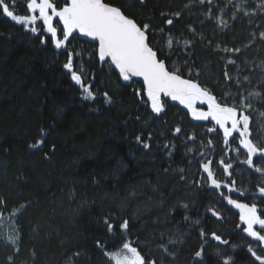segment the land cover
Here are the masks:
<instances>
[{"label": "trees", "instance_id": "1", "mask_svg": "<svg viewBox=\"0 0 264 264\" xmlns=\"http://www.w3.org/2000/svg\"><path fill=\"white\" fill-rule=\"evenodd\" d=\"M105 2L120 7L138 21L164 28L165 33L171 31L176 38L191 39L188 26L195 27L204 40L196 38L191 66L200 71V83L217 97L225 89L236 92L232 82L225 83L223 71L229 53L220 49H242L238 57L231 55L241 65L242 74L249 71L246 60L253 64L264 60V40L259 38L264 31V17L260 14L239 13L233 21L231 14L225 13L228 26L221 29L214 19L205 17L210 7L207 4L197 9L193 5L185 7L189 0ZM20 3L16 7L22 11L25 4L21 7ZM215 4L220 6L222 2L215 0ZM174 11L182 15L169 28L162 23L165 17L160 14ZM212 13L213 17L219 15L215 7ZM251 33L256 34L255 43L245 48L252 39ZM95 48L96 44L87 38L75 41L70 37L69 49L84 53L74 58V67L79 71L82 61L87 82H92L97 96L95 101H87L81 98L79 86L62 67L67 60L64 49H55L51 42L41 44L40 38L25 31L24 26L0 15V198L7 201L3 215L17 210L20 232L17 248L0 240V264H109L95 244L100 239L106 242L109 251L119 244V233L109 235L102 222L109 215L129 219L132 225L129 238H139V248L146 256L161 255L156 247L162 242L161 233L165 243L169 236H178L180 242L170 246L176 253L175 259L165 256L164 264H196L194 253L201 245L203 264H223L228 257L231 264H259L248 251L253 241L243 231L239 212L227 204L218 189L200 186L201 157L197 152L187 151L188 147L204 151L213 159L214 170L220 153L225 155L226 151L222 136L206 132L209 123L194 122L176 103H170L166 114L156 117L134 94V90L143 89L142 83L122 81L111 66L99 62ZM186 58L182 51H175L169 66L174 62L183 65ZM228 71L234 75L235 67L228 65ZM260 78L257 69L251 84H245L244 88H255ZM103 92L109 93L112 104L104 103ZM255 108L264 112V103L262 108ZM251 114L255 137L260 133L256 124L264 127V117L258 121L257 115ZM176 125L185 134L195 132L197 141H188L186 146V135L177 137L170 131ZM41 129L47 133L44 145L41 149L29 148ZM149 133L150 141L146 139ZM137 135L151 147L144 149L139 145ZM205 137L213 140L214 149L200 147L201 139L206 144ZM166 143L169 148L164 147ZM228 157L233 164L231 179L236 180L237 188L248 193L238 195L239 199L251 204V193H256L258 205L264 207V198L256 192V185L262 186L264 176L241 162H233L232 152H227L226 163ZM180 168L185 170V180L180 179ZM217 169L218 179H230L221 166ZM185 203L187 210L180 207ZM185 215L190 219L186 221ZM201 228L205 233L203 239ZM213 232L228 243L212 239ZM77 252L79 256L74 255Z\"/></svg>", "mask_w": 264, "mask_h": 264}, {"label": "snow or ice", "instance_id": "2", "mask_svg": "<svg viewBox=\"0 0 264 264\" xmlns=\"http://www.w3.org/2000/svg\"><path fill=\"white\" fill-rule=\"evenodd\" d=\"M140 2L144 4V0H140ZM195 2L210 6L204 15L209 20L214 19L217 27L221 29L228 26V22L224 19L228 5H232L235 9L231 13L233 20L238 18V13H242L244 16L256 14L254 8L249 9L246 6L247 0H240L239 3L235 0H228L224 7L216 5L215 0H195ZM15 7L16 0H0V15L24 26L25 31H29L40 38L41 44L51 42L55 49L66 51L67 60L62 67L70 75L71 80L79 86L83 100L95 101L97 96L93 91L92 82H85V77L82 75V61L79 64V71L74 67V58L84 55L83 52H73L69 49L70 37L76 38L74 33L94 41L96 43L95 53L99 62H106L109 66H114L122 81L131 82L136 77L142 79L143 89L134 90V94L156 117L166 114V104L170 99L171 101H178L179 104L187 108L193 119L208 121L212 124L206 129V132L222 136V144L226 146V151L225 155L219 158L218 165L230 179L217 178L213 170V159L208 158L204 151H198L192 147H188L187 151L197 152L201 157L199 161V167L203 173L201 175V181H203L201 187L207 185L214 189H227L229 195L225 196L224 192L219 194L227 200L228 204L240 209V220L246 225L243 231L259 242L257 245L259 252L252 245L248 246V251L255 261L264 264V215H262L264 209H259L256 203L249 204L232 199L231 193L233 192L240 196H245L248 193L244 189L237 188L236 180L231 179L233 176V172L230 171L233 169L231 158L228 157L229 162H225L227 152H235L237 156L243 154L245 159L240 162L255 173L264 176V166H261V162H264V142L253 139L251 128L253 123L252 112H256L258 121L259 118L264 117V112L254 107L255 102L264 103V88L261 87L264 85V60L257 64L246 60L244 63L249 71L247 74H242L243 70L236 59H226L223 77L226 84L232 82L235 85L236 92L232 93L225 89L223 94L217 97L210 88L200 83L198 79L200 71L191 66L192 46L197 37L201 41L204 40V36L191 25L188 26V31L192 34L191 39L176 38L171 31L165 33L162 27H154L151 23L138 21L127 15L120 7L106 3L105 0H63L61 4H58L57 0H26L27 14L25 15L17 14ZM185 7H190V5H185ZM213 7L219 13L215 17L212 15ZM256 7L264 12V0H261V3ZM160 15L165 17L162 23L171 28L174 21L178 20L182 13L180 11L161 12ZM157 28L159 29L158 33ZM157 34L163 37V44L155 39ZM250 35L252 39L244 46L245 48L251 47L255 43L256 34L251 33ZM259 38L264 40V31L259 33ZM209 44H211L210 41ZM216 47L220 49L219 44ZM220 50L237 57L242 51L240 47H224ZM175 51H182L187 58L183 65L174 62L170 67L168 61L171 60ZM228 65L235 67L234 75L229 73ZM257 69H259L261 78L256 87L251 90L245 89L244 85L251 84ZM216 86L219 87V82ZM101 95L105 104L113 103L108 92H103ZM197 105H206V110L204 107H197ZM136 119L139 120L140 117L137 116ZM170 131L173 136L186 135V146L188 141H197L195 132L185 134L180 125H176ZM46 137L47 133L41 129L39 137L35 142L28 145L29 148L41 149ZM135 139L144 149L151 147L145 139H142L141 135H137ZM146 139L148 141L152 139L151 133ZM205 139L207 140L206 144L204 139L199 141L200 147L206 150L214 149L213 140L207 137ZM232 145H236V147L233 148ZM164 147L169 148V144L166 143ZM172 147L174 148V145ZM51 150L55 151V145L51 146ZM171 154L169 151L168 155L171 156ZM178 171L181 173L180 179L185 180L186 177L183 175L185 170L180 168ZM256 192L261 198H264V186L256 185ZM251 195L255 196L256 193H251ZM24 207L27 205H21V208ZM180 207L187 210L188 204H182ZM6 208L7 201L0 198V217L4 214L2 209ZM171 211L173 209H170V213ZM16 214L17 210L13 209L12 215ZM213 214L219 217V213L214 210ZM184 219L187 221L190 217L185 215ZM102 222L109 235L115 236L117 233L120 235L119 244L112 251L107 250L106 242L100 239L95 241L96 247L103 252L109 264H164L165 256L175 259L176 253L170 247L180 242V238L175 234L169 236L165 243L163 242L164 233H161L162 242L156 246L161 255L158 257L146 256L139 248V238L137 237L136 240L129 238L132 227L129 219L109 215L102 218ZM200 236L202 239L205 236L202 228L200 229ZM211 237L221 244L228 243L215 232L211 233ZM7 240L9 243L15 244L16 237L10 235ZM74 255L79 256L80 253L77 252ZM203 256L204 247L201 245L199 250L194 253L196 264H203ZM11 260L12 257H9V261ZM223 264H231V257L224 260Z\"/></svg>", "mask_w": 264, "mask_h": 264}, {"label": "rangeland", "instance_id": "3", "mask_svg": "<svg viewBox=\"0 0 264 264\" xmlns=\"http://www.w3.org/2000/svg\"><path fill=\"white\" fill-rule=\"evenodd\" d=\"M217 1H219V2L221 1V2H222V5H220V6H223V5L225 6V3L228 2V0H217ZM17 2H19V3L22 2V3H20V5H21V7H22L23 4L26 3V0H16V5H17ZM235 2L239 3L240 0H235ZM57 3H58V4H61V3H63V0H61L60 3L57 1ZM260 3H261V0H247V5H246V6L249 7V9H253V8H254L256 14H260L261 17H264V12H262V11L260 10V8L256 7V6H257L258 4H260ZM131 4H132V3H131ZM187 4L190 5V6L193 5V6H194L195 8H197V9L202 8V5L196 3L195 0H189V2H188ZM130 6H131V5H130ZM133 6H134V5H133ZM253 6H255V7H253ZM234 10H235V9H234V7H233L232 5H228V8H227V10L225 11V13H230V14H231ZM15 12H16V13L19 12L21 15H25V14H27L26 7H25V6L23 7V10H22V11H19V7H15ZM225 13H224V15H225ZM212 15H213V13H212ZM238 15H239V13L237 14V16H238ZM232 20H233V19H232ZM235 20H236V19H235ZM233 21H234V20H233ZM37 26H39V25H37ZM74 36L76 37V38L74 39L75 41H77L79 37L87 38V37L79 36L78 34H75V33H74ZM87 39H88V38H87ZM155 39L161 41V40L163 39V37H162L161 35L157 34V35L155 36ZM88 40H89V39H88ZM70 47H71V46H70ZM231 55H232V54L229 53L227 58H231V59H232ZM242 65H243V64H242ZM240 66H241V65H240ZM78 70H80V68H78ZM82 75L85 77V82L87 83V77H86V74L83 72ZM258 75H259V74H258ZM245 89H247V88H245ZM228 91L234 93L233 90H228ZM170 103H176V104H179L178 101H171V100L169 99V100L167 101L166 106H168ZM179 105L182 106V107H183V108L189 113L191 120H193L194 122H206V123H209V127L212 126V124H211L210 122H208V121H198V120L193 119L192 116H191V114H190V111H189L187 108H185L183 105H181V104H179ZM255 106H257L258 108H262V103L255 102V103H254V107H255ZM197 107H204L205 110H206V105H197ZM253 113L256 114V112H253ZM256 115H257V114H256ZM256 129H257L260 133H258V134L256 133V136L253 137V139L256 140V141L264 142V127H263V126H257V124H256ZM232 147L235 148L236 145H232ZM222 156H224V153H220L219 158L222 157ZM243 159H245V156H244L243 154H241L240 156H237V155L235 154V152H232V160H233V162L238 163V162L242 161ZM261 166H264V162H261ZM215 167H216V168H214V172H216L217 177L220 178V172H219V170L217 169V167H219L218 164H215ZM216 169H217V170H216ZM260 184H262V186H264V178H262V181L260 182ZM218 192H219V193H220V192H224L225 196L229 195V193L227 192V189H225V188L218 189ZM238 195H239V194L236 193V192L231 193L232 199H235V200H238V201L242 202V201L239 199V196H238ZM225 201L227 202L226 199H225ZM251 201H252L253 203H256L259 209H264V207H263L262 205H258V198H255V197L253 196ZM243 203H244V202H243ZM227 204H228V202H227ZM228 205H230L231 207H233L234 209H236V210L239 212L238 214H239V217H240V209L234 207V206L231 205V204H228ZM231 214H232V213H231ZM262 215H264V213H262ZM16 216H17V214H16V215H12V213H10V214H6V215H3L2 217H0V238H1L0 240H1V243L6 244V245H9V246L14 247V248H17V247H18L19 238H20V232H19V227H18L17 221H16ZM240 222H241V220H240ZM241 223H242V222H241ZM242 224H243V223H242ZM243 225H244V226H243V229H244V228L246 227V225H245V224H243ZM258 230H259V229H258ZM245 233H246V232H245ZM10 235L16 237L15 244H11V243L8 242L7 237L10 236ZM247 235H248V234H247ZM250 238H251L252 241H253L251 245L253 246V248H254L255 250H257V251L259 252V248L257 247V245L259 244V242L256 241V240H254L252 237H250Z\"/></svg>", "mask_w": 264, "mask_h": 264}, {"label": "water", "instance_id": "4", "mask_svg": "<svg viewBox=\"0 0 264 264\" xmlns=\"http://www.w3.org/2000/svg\"><path fill=\"white\" fill-rule=\"evenodd\" d=\"M89 39V41H91L90 40V38H88ZM92 43H94V44H96L94 41H91ZM117 73H118V70H116L115 68H114V66H111ZM134 81H136V82H139V83H142V79L141 78H139V77H136V78H134L133 79ZM142 85H143V83H142ZM144 86V85H143Z\"/></svg>", "mask_w": 264, "mask_h": 264}]
</instances>
